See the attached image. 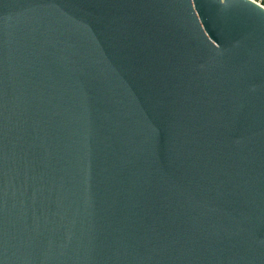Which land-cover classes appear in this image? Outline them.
Wrapping results in <instances>:
<instances>
[{
    "label": "water",
    "instance_id": "1",
    "mask_svg": "<svg viewBox=\"0 0 264 264\" xmlns=\"http://www.w3.org/2000/svg\"><path fill=\"white\" fill-rule=\"evenodd\" d=\"M0 264H264V4L0 0Z\"/></svg>",
    "mask_w": 264,
    "mask_h": 264
},
{
    "label": "trees",
    "instance_id": "2",
    "mask_svg": "<svg viewBox=\"0 0 264 264\" xmlns=\"http://www.w3.org/2000/svg\"><path fill=\"white\" fill-rule=\"evenodd\" d=\"M257 1H260L262 4H264V0H257Z\"/></svg>",
    "mask_w": 264,
    "mask_h": 264
}]
</instances>
